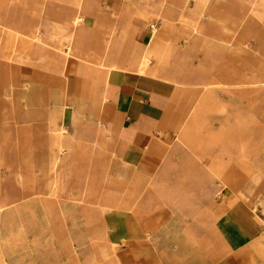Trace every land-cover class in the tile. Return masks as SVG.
Masks as SVG:
<instances>
[{
  "label": "rangeland",
  "instance_id": "obj_1",
  "mask_svg": "<svg viewBox=\"0 0 264 264\" xmlns=\"http://www.w3.org/2000/svg\"><path fill=\"white\" fill-rule=\"evenodd\" d=\"M17 1L20 0H0L3 12L8 14L5 17L6 21L15 22L16 19H19L24 22L23 29L26 28V23H39L40 30L45 32L50 40H58L61 33L68 32L63 12L75 13L77 11L76 0H24L27 2L25 5L16 4ZM46 1L50 3L46 4L48 13L41 14L39 11L35 12L36 14L32 13V9L42 7ZM83 1L86 3L98 2V5L94 4L93 6L101 10L95 14L98 17H94L88 25L83 27L86 32L87 45L94 47L98 40L101 41L103 37V39H107L108 34L102 33L99 25L107 26L109 24L116 25L117 29L124 25H137L138 30L135 32V37L139 42L138 35L145 24L143 14L147 13L150 24L149 32H146V39L153 28L152 24H156L155 28L158 30L153 39L151 51L153 62L161 57L162 52L168 48L169 39H171L173 42V50L170 55L171 66L180 67L181 73L188 74L189 81L198 82L208 79L211 89L215 90L217 94L215 99L205 101L208 108L198 118L199 121L204 122V126L190 129L192 136L204 138L207 137L209 131H216L221 136V140L214 144L204 143L195 146L183 139L181 130H188L191 121V102L179 107L175 113L181 117L180 124H182L178 125L179 131L176 137V142L183 148L179 156L186 159V164L183 167H177L178 170H174V172L197 174L200 181L168 182L169 186L172 185L175 188L172 193L175 196L172 200L181 204L182 197L177 198V193L186 195V191L189 190L191 192H188L187 195L190 196L194 191L203 192L208 189L214 190L213 196L217 200L224 192L222 190L225 186L223 173L229 170L231 184L237 191L242 190L245 194L241 198L250 206L257 203V211L264 217V205L260 203L264 199V69L261 65L264 55L259 48L257 40L259 35L242 42L246 35L247 24L252 28L258 27L262 25V20L256 18L254 14L246 15L244 0H208L212 7L215 6L218 9L215 17L197 13L195 10L197 0H185L183 6L180 5L179 0H124L123 2L114 0L109 5H104L103 2L106 0ZM252 5L253 0H249L248 7L251 8ZM220 8L227 10V17H221ZM260 8L264 10V1ZM78 13L88 16L90 12L82 8ZM164 17H168V21ZM191 24H201L202 31L191 33ZM97 25L98 27H96ZM225 28L228 31L237 29L231 35L229 42L219 45L221 37L225 34ZM168 32L169 38L164 35ZM184 33H189V38H184ZM261 38V44L264 45V32H262ZM64 41L67 40L64 39ZM31 42H33V47L26 49L28 56L22 65L24 73L27 72V66L32 63V60L37 63L35 67L39 68L40 74L50 71L45 68L48 64L44 65V59L40 60V57L46 54L43 44ZM137 45L143 46L140 42ZM0 51H6L4 43L0 45ZM8 61L17 62L11 58H8ZM58 77L60 76L58 75ZM22 87L24 88V85ZM13 88L16 87L5 88L10 100L11 116L6 117L0 110V153H2L0 154V200L4 199L6 195L8 198H12V195L17 194L20 195V198H17L16 202L23 209L27 208L25 200L33 197V194L26 191L27 189L23 186L25 182L21 179H26L29 175L41 179L32 181L34 184L32 193L40 195V198H43L53 208L60 206L63 213L56 214L57 217L61 216L62 220L55 218L47 224L40 220H32L25 213L22 218L13 213L8 223H0L3 247H8L9 250H12L11 254H15L17 257L23 256L24 264H26L30 263L33 254L40 262L44 258L50 257L59 259L63 254L58 251L64 250L66 247L77 248L79 244L85 260L96 259L100 264H106L110 256V251L107 249L109 239L100 235L103 230L104 217L100 216L98 209L88 207L85 212L86 207L78 199L83 198L84 194H86V199H90L94 193L103 195L106 199L107 195L113 192L115 199H118L120 203L143 201L146 199L143 196L160 190V183L153 181V176L148 178L136 176V181H126L128 177L132 179L134 176L127 171L117 178L111 165L114 156L111 150V141L106 140L105 134L94 133V126L99 123L91 118L86 119L89 131L87 144L79 143V139H76L72 145L70 161L65 162L66 159H63L50 170L44 169L42 166H17L15 164L16 137L19 138L20 146H26L31 141L33 122L38 124L39 120L42 121V119L32 118V110L52 109V102L40 99H46L48 96L51 99L53 94L47 95V86L40 85L38 92L35 91L37 93L36 102L33 103L30 97H25L23 94L20 97L25 101H14L11 96ZM184 88L186 87L184 86ZM201 89L199 92L202 91ZM61 96L66 98L64 89ZM217 104L226 105L225 110L217 109L215 107ZM54 115L55 118H51V120H54V125L59 126L63 122L61 110L57 108ZM239 116H242L244 122L240 125H233ZM63 119L65 120V118ZM17 129L20 131L18 134H16ZM97 140L100 146L96 147ZM242 141L247 143L250 154L246 161H248L251 171L247 175H241L243 171L238 167L230 169L228 158L229 152L232 154L240 152ZM5 146L8 149L2 150L1 148ZM214 155H219V159L218 156H215V160ZM5 156L8 158H4ZM218 161L221 164L220 171L216 170L214 164ZM231 167L233 166L231 165ZM33 168L37 171H34V175L32 174ZM104 169L107 170V175L104 180L98 181L97 177ZM38 170L45 171L39 173ZM57 173L60 181L54 195L51 192L54 187L52 179ZM239 177L242 179H236ZM87 179L96 184L99 182L96 185V192H84ZM144 179L148 181H144ZM151 201H159V198H153ZM110 216L111 214H106L108 221H111ZM11 254L8 256H12ZM62 259V264H66L65 256Z\"/></svg>",
  "mask_w": 264,
  "mask_h": 264
},
{
  "label": "crops",
  "instance_id": "obj_2",
  "mask_svg": "<svg viewBox=\"0 0 264 264\" xmlns=\"http://www.w3.org/2000/svg\"><path fill=\"white\" fill-rule=\"evenodd\" d=\"M112 1L114 0H106L103 3L109 5ZM17 2L16 4H27L24 0ZM78 3L90 13L88 16L83 15L79 21L73 17L76 12L69 13L71 17L63 15L64 23L68 27L67 33H61L58 40H50L41 30L39 40H31L43 44L46 54L40 60L44 59V65L48 64L45 68L50 71L40 74L39 68L35 67L37 63L32 60L27 66V72L31 71V80L37 84L36 92L43 85L47 86V95L59 91L61 96L64 89L66 98L61 96L60 101L67 103L79 100L86 103L82 109L83 114L74 115V122L64 120L63 114L61 116L67 125L63 134L71 150L66 157L70 156L64 158L65 162L71 159L72 145L76 139H79V143L87 144L89 131L86 119L91 118L99 123L94 126V133L105 134L106 140L111 141L114 155L111 165L119 168L121 174L127 171L135 176L132 179L128 177L126 181H136V176H153L152 180L160 183V190L143 196L145 200L127 201L130 203L128 208L124 207L123 202H118L119 208L109 217L116 226L107 239L117 241L118 255L127 264H264V217L257 211V203L250 206L241 198L245 196L242 190L237 191L234 188L240 197L233 206L228 203L224 193L216 200L213 196L214 190L209 189L203 192L194 191L190 196L187 195L191 192L189 190L186 195L177 193V198L182 197L181 204L172 200L175 188L169 186L168 182L200 181L197 174L174 172L178 170L177 167L186 164V159L179 156L183 148L176 142V137L178 125L182 124L181 117L175 113L179 107L191 102L192 115L201 97L199 89L184 94V85H162V82L152 80L150 74L131 70L129 62L124 64L125 70L110 66L114 43L121 37L119 29H114V24L99 25V29L108 34V38L98 40L100 43L94 47L87 45L83 27L94 17H98L95 14L101 10L93 6L98 5V2L76 0L75 4ZM46 4L50 3L46 1L42 5ZM1 5L0 3V45L4 43L6 51H0V101L6 100L5 88L10 86L16 87L12 89V100L25 101L20 95L24 93L22 86L25 87V74L28 73H24L22 65L28 56L26 49L33 47V42L25 38L22 32L20 37L9 39L8 24H15L17 33L18 28L24 27V22L19 19L15 22L6 21L8 14L3 12ZM47 9L44 14L48 13ZM143 21L145 23L146 19ZM35 24L39 23L33 22L31 26ZM146 32L149 30L144 24L138 35L143 46H147L152 37L150 31L146 39ZM245 33L243 42L255 37L252 33L249 35L247 30ZM164 35L169 38V32ZM257 40L264 55V45L261 44L260 37ZM67 48H71V52L67 53ZM14 53L17 62H8L9 56ZM36 92L31 91L29 96L33 102ZM40 100L52 102L53 105V98L50 99L49 96ZM32 112L33 119L42 121L39 120L38 124L33 122L31 141L26 146H20L19 138L16 137L15 164L42 166L50 170L55 159L56 126L54 120H51L55 118L54 111L44 109ZM18 133L20 131L17 129L16 134ZM1 149L7 150L8 147ZM32 171L34 175L36 169L33 168ZM38 171L41 173L45 170ZM227 173L223 175L225 187H234L229 170ZM35 180L41 179L32 177V181ZM153 198H159V201L149 206ZM151 222L155 224L151 225ZM108 223V217L103 218V226Z\"/></svg>",
  "mask_w": 264,
  "mask_h": 264
},
{
  "label": "bare ground",
  "instance_id": "obj_3",
  "mask_svg": "<svg viewBox=\"0 0 264 264\" xmlns=\"http://www.w3.org/2000/svg\"><path fill=\"white\" fill-rule=\"evenodd\" d=\"M78 2H80V1H78ZM248 2H249V0H244V4L246 5V9H244L246 11L245 12L246 15L250 16V15L254 14L256 16V18L262 20V25L252 28L249 24H247V26L245 27V31L246 30L250 31L254 36L259 35L260 39L262 40L261 35H262V32H264V10L260 8L261 3H259L258 0H253V5L251 8L248 7ZM179 3L181 6H183L185 3V0H179ZM80 8H82V7L78 3L76 14L73 16V17H76L77 21H79L81 19V17H84L82 14L78 13ZM45 9H46V6L43 5L42 7L34 9L32 11V13L36 14L37 11H39V12H41V14H44ZM195 10L200 15H208L209 17H215L217 15V12H218V9L215 6L212 7L209 4L208 0H197ZM219 11H221L220 12L222 15L221 17H227V13H226L227 10L226 9L220 8ZM134 13H136V12H134ZM63 15H67V17H71V16H69V13L65 12V11L63 12ZM147 17H148L147 13L143 14V19L146 18L145 25L149 26L150 23L148 22L149 20ZM164 19H166L168 21V17H164ZM113 26H114V29L117 28L116 25H113ZM156 26H157L156 24H152V27H153L151 30L152 37L148 40L147 46H141V47H139L137 45L139 42H137V39L135 37V32L138 30V26L137 25H124L123 27H121L119 29V31L121 33V37L119 38V40L117 42L114 43L113 54H111V56H110V60H111L110 66H116L118 68L125 70L126 66L124 64L126 62H129L130 63L129 68H131V70H135L136 72H140L142 74L143 73L150 74L152 80L162 82V85L166 84V83L167 84H173V85H184L186 87L184 89V94H190L194 90L202 88L201 89L202 90L201 91V97H200V100L196 103L194 111L191 115V121H190V125L188 126V130L187 129L183 130V136L182 137L185 141H189L191 144H193L195 146L203 145L204 143H210V144L216 143L217 141L221 140V136L216 131H213V132L209 131L206 138L196 137V136H192V134H190V131H191L190 129L192 127L197 126V127L201 128L204 126V122L199 121L198 118L201 116L200 114L202 112H205L207 110L206 108H208L205 101L206 100L208 101L210 99H215V96L217 97L215 90L210 88V84L208 82V79H202V80H199L198 82L189 81L188 74L185 72L181 73L180 67L171 66L170 55H171V52L173 50V44H172L173 42L171 39H169V42H170L169 46L167 49H165L162 52L161 57L157 61H156V59H154L156 62H153V60L151 58V51L153 49V43H154L153 39L155 37V34L158 31L155 28ZM27 27L25 29H23L21 27L18 28V32L16 33L15 32L16 26L13 23L8 24L7 29H8L9 39L11 40V39H14L15 37H20V34L22 32L24 37L29 39V40H39L40 35H41V30H40L39 24H35L34 26H31V24L29 23ZM225 29H226L225 34L221 37L219 45H225L227 42H229L231 35L233 34V32L237 28H235L233 30H229V31L227 30V28H225ZM190 31H191V33L201 32L202 31V25L201 24H191ZM183 36H184V38L187 39V38H189L190 34L184 33ZM82 43L84 44V42H82ZM99 43L100 42H97L96 44H99ZM66 52L67 53L71 52V48H67ZM156 56H158V55H156ZM9 58H13L14 60H16L15 53L13 55L9 56ZM261 65L264 69V60H262ZM27 73L28 74H25V77L27 78V80H25V87H24V93H23L25 95V97L31 96V91L35 92L36 88H37V84L31 80V71H29ZM39 89L40 88H38V90ZM5 94H6V97H5L6 100L0 101L1 102V104H0L1 109L0 110L2 111V114H5V116L8 117V116H11V114H10V107L11 106H10V102H9L10 100L7 96L6 90H5ZM52 98H53L52 109L54 111L57 108L60 109L62 114L64 115L63 118H65L66 121L71 120L72 122H74V120H76L74 115L79 116V115L83 114L82 109L85 108L86 103L81 102L79 100H73V102L68 101L67 103H64V102L60 101L61 96H60L59 91L53 92ZM30 102H32V101H30ZM34 102H36V101L34 100ZM215 107L217 109H220V110H225L226 105L217 104ZM71 109H74V110H71ZM71 116H72V118H71ZM243 122L244 121L242 119V116H239V118H237L233 122V125H235V126L240 125ZM66 127H67V125L63 122L59 126H56L57 134L55 135V139H54V148H55L54 158L55 159H54V166L53 167H55V165H58L61 161H63V159L68 154H70V152H71L70 146L68 145L67 141L65 140V137L63 134ZM241 143H243V144H241V146H240L241 150L239 153H237V154H232L231 152L228 153V155H229L228 158L230 160L229 164H230V169H234V168L238 167L239 170L243 171V173L241 175H247L251 171V167H249V163H248V161H246V159H248L250 154L248 153L247 143L245 141H242ZM95 145H96V147L100 146V143L96 142ZM215 156H218L217 158L219 159V155H214V159L216 158ZM28 158H30V156H28ZM214 164L216 165V170L220 171V169H221L220 162L218 161ZM231 165L233 167H231ZM112 168H113V171L116 172L117 178L121 177L120 169L115 168V167H112ZM224 173H223V175H224ZM226 173H227V171H226ZM106 175H107V170L104 169L100 172L99 176L97 177L98 178L97 180L98 181L104 180ZM222 177L224 180V176H222ZM52 181H53L54 187L52 188L53 191H51V192H52V194L55 195V193H56L55 190L57 188L56 186H58L59 181H60V177H59L58 173L54 176ZM23 182H25V184H23V186L27 189L26 191L28 193L33 194V197H30L29 199L25 200V205L27 207L25 209H23V207H20L19 203L16 202V199L20 198V195H17V194L12 195L11 196L12 198H8V195H6L4 199L0 200V223L1 224L4 222L8 223V221H9V219L13 213L19 215L20 218L23 217L24 213L28 214V216H29L28 218H30V219L32 218V220H40L42 223H46V224L51 222L55 218L62 220L61 216L57 217L58 215H56V214L63 213L60 206H58V207L56 206L55 208H53V206L50 205L48 202L44 201L43 198H40V195L38 196L37 193H32L31 190H32V188H34V184L32 183V177H30L28 175V177L26 179H24ZM98 184H99V182L96 184L95 182H91L89 179H87L85 187H84V192L85 193L91 192V191L96 192L97 191L96 185H98ZM225 185H226V182H225ZM222 190H224L223 193L225 194V197L227 198L228 203L231 206L235 205L236 202L239 200L240 194L238 192L237 193L235 192L236 190L234 189V187L226 188L224 186L222 188ZM114 195L115 194L112 192L109 195H107L108 198L104 199L103 195L101 196L98 193H94L93 195H91L90 199H86V194H84L83 198L80 197L78 200L84 207H86L84 210L85 212H87L88 207L92 208V209H98L100 216L105 218L106 214H112L113 211L116 212L117 209L119 208V204H118L119 200L115 199ZM22 197H25V195H22ZM136 202H137V200H136ZM154 202H156V201H154ZM154 202H150L149 206H152V204H154ZM260 203L262 205H264V199L262 201H260ZM123 204H124V207H126V208H128L127 205H130V203L127 201L123 202ZM240 204H242V203L240 202ZM154 224H155L154 222H151V225H154ZM115 226H116L115 224H113L111 221H109L108 224L103 226L104 228L102 227L103 230L101 231L100 235H102L104 237L110 236L109 233H111L112 229ZM111 238H112V236H111ZM113 238H114V236H113ZM108 239L109 240H108L107 249L110 251V256H109L106 264H127V261L124 260L123 258H121L117 253V241L112 240L110 238H108ZM78 247H80L79 250H78ZM130 248H132V247H130ZM11 251L12 250H9L8 247H3L2 238L0 236V264H24V257L23 256L17 257V256H15V254H11ZM58 252L60 254L62 253L63 256H65V259L67 260L66 264H100L99 260H96V259L94 260V259L88 258L87 260H85L83 258L82 253H81L82 250H81V246L79 244L77 245V248L76 247H70V248L66 247L64 250L62 249ZM10 254L12 256L9 257L8 255H10ZM63 256L59 257V259H55L52 257L44 258V260H42V262H40L39 259L37 257H35L33 254L32 258L29 257V258H31L30 263H26V264H62ZM27 259H28V257H27ZM89 261H90V263H89Z\"/></svg>",
  "mask_w": 264,
  "mask_h": 264
}]
</instances>
